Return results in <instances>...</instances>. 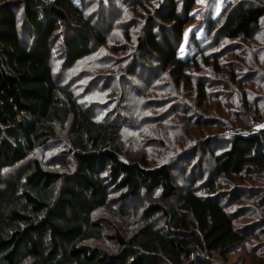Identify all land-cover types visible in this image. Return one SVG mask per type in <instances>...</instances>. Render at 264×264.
<instances>
[{
    "label": "trees",
    "instance_id": "1",
    "mask_svg": "<svg viewBox=\"0 0 264 264\" xmlns=\"http://www.w3.org/2000/svg\"><path fill=\"white\" fill-rule=\"evenodd\" d=\"M154 1L132 3L144 23L135 40L128 29L122 32L134 52L129 67L120 70L135 77L139 68L156 67L190 93L192 74L203 66L224 72L216 54L202 59L179 54L197 0ZM237 4L209 24L213 41L249 44L259 33L264 0ZM125 13H112V25L124 24ZM107 33L99 17L75 0H0V264H206L215 255L226 259L248 238L246 226L237 224L245 210L236 205L251 200L264 208V187L254 200L239 184L253 175L264 181V95L252 105L250 95L241 93L242 127L225 128L220 121L224 133L216 137L221 148L212 149L216 139L207 137L176 155V164L187 157L189 163L199 158L195 166L206 160V176L201 168L200 175L191 170L193 184L182 191L171 164L155 165L146 154L132 157L124 150L123 124L97 119L88 99L93 93L81 90L80 74L70 77L109 45ZM231 80L236 82L234 76ZM107 87L103 83L99 91ZM195 88L198 105L206 104V84L199 81ZM174 108L169 118L179 112ZM209 120L194 124L218 122ZM232 130H250L251 135L232 138ZM48 154H54L49 161ZM103 215L116 223L108 228ZM257 226L246 230L256 232Z\"/></svg>",
    "mask_w": 264,
    "mask_h": 264
},
{
    "label": "rangeland",
    "instance_id": "2",
    "mask_svg": "<svg viewBox=\"0 0 264 264\" xmlns=\"http://www.w3.org/2000/svg\"><path fill=\"white\" fill-rule=\"evenodd\" d=\"M133 1L135 0H75L77 4L85 5V9L93 13L95 18L99 17L100 28L108 32L109 45L98 51L92 60L83 61L78 70L72 71L70 77L80 74L77 80L79 87L82 84L81 90L86 88L88 95L93 93L88 99L96 108L97 119H116L123 124L122 141L126 152L132 157L146 154L155 165L164 162L171 164L177 184L185 191L192 183L191 170L197 169L194 171L197 172L198 168H201L202 175L206 176V160L201 158L195 166L199 158H194L189 163L187 157L180 165L176 164V155L185 154V151L188 152V149L197 145L198 139L204 140L207 137L216 139L211 145L212 149L221 148L222 145L216 137L224 133L219 131L220 121L226 122L225 128L231 125L242 127L241 93L245 91L250 95L252 105H257L259 96L264 95V20L261 22L259 33L249 44L231 43L223 39L216 42L210 37L209 24L219 18L226 9L233 10L239 1L252 0H197L191 13L194 21L187 29L186 39L179 54L182 58L198 56L199 59L216 54L215 58L226 69L224 68V72H215L213 68L203 66L200 72L192 74L194 88L190 93L188 88L171 84L169 76L161 74L156 67L137 69V77H127L123 72L125 70H120L125 64L129 67L131 53L134 52L133 44L127 42L122 32L128 29L135 40V34L144 23L140 10L134 11ZM150 2L154 4L155 1ZM119 9L126 12L124 24L122 20L112 25V13H118ZM56 70L58 71V68ZM231 75L235 77V83L231 80ZM100 78L101 80H98ZM199 81L204 82L207 87V102L202 106L198 105L195 88ZM103 83L108 86L106 92L99 91ZM120 94L121 99H115ZM173 106L174 111L179 112L174 118H169ZM207 118L212 119L209 120L211 122H218L202 127L200 124H194L197 120L205 122ZM53 155L48 154L45 159L49 161ZM197 177L194 184L198 185L200 179ZM260 178L262 176L253 175L250 179L238 182L243 188L241 191L255 200L257 193L260 194L264 187V181ZM243 201L242 204L236 205V208L243 207L245 210H240V216L243 218H240L237 224L241 228L246 226L247 240L228 253L226 259L215 255L206 264H264V247L259 246L264 242L261 232V229H264V208H259L255 201ZM235 210L234 207L231 212ZM103 216L108 228L116 223L109 215ZM254 225H258L257 231L252 234L253 227H256ZM113 231L112 228L109 234ZM104 245L108 243L104 241ZM256 248L260 250L253 251Z\"/></svg>",
    "mask_w": 264,
    "mask_h": 264
},
{
    "label": "built area",
    "instance_id": "3",
    "mask_svg": "<svg viewBox=\"0 0 264 264\" xmlns=\"http://www.w3.org/2000/svg\"><path fill=\"white\" fill-rule=\"evenodd\" d=\"M255 127H257L258 125L255 124ZM229 137L232 138H236V137H249L251 135V131L250 130H245V131H239V130H232L229 132Z\"/></svg>",
    "mask_w": 264,
    "mask_h": 264
}]
</instances>
